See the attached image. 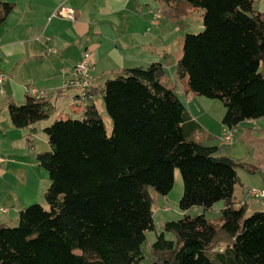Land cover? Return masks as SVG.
<instances>
[{"label":"trees","instance_id":"obj_1","mask_svg":"<svg viewBox=\"0 0 264 264\" xmlns=\"http://www.w3.org/2000/svg\"><path fill=\"white\" fill-rule=\"evenodd\" d=\"M164 9L183 1L203 10L204 30L184 38L178 75L188 92L219 99L230 128L264 118V12L254 0H158ZM14 4H0V25ZM160 62L108 79L102 89L113 121L109 134L95 104L82 118L57 117L45 128L51 150L37 154L49 172V209L32 204L17 224H0V264H141L147 231L155 228L151 190L168 195L175 171L183 178L181 210L150 245L153 264H264V211L248 215L237 200L239 170L257 167L211 146L197 135L186 105L166 82ZM55 106L28 95L9 105L11 121L24 128L50 118ZM207 138H211L208 135ZM172 232L175 240L166 238Z\"/></svg>","mask_w":264,"mask_h":264},{"label":"crops","instance_id":"obj_2","mask_svg":"<svg viewBox=\"0 0 264 264\" xmlns=\"http://www.w3.org/2000/svg\"><path fill=\"white\" fill-rule=\"evenodd\" d=\"M3 2L14 4V8L0 25V72L7 78L0 83L1 132L5 131L1 128V115L7 124L9 105L25 103L28 86L46 90V98L55 106V112L46 120L48 126L59 116L82 118L86 107L78 101L81 89L65 88L64 83L73 77L82 52L89 50L95 77L91 104L100 112L104 103L102 89L108 79L127 69L146 68L160 62L167 71L165 82L176 93L177 89L185 93L186 102L178 95L187 107L191 122L200 125L198 137L205 139L207 145L222 147L220 155L252 163L258 169L256 173L264 175V118L248 120L235 127L239 134L235 133L233 144L225 147L220 140L226 113L223 103L219 105L215 99L188 92L185 82L179 78L177 65L183 56L185 31H188L184 20L194 11L185 12V2H175L165 9L158 0H0V4ZM254 3L257 11L264 12V0H254ZM60 5L73 9L75 20L53 16ZM157 7L162 9L163 15L158 23H153ZM43 121L19 128L30 131L26 137L32 150L36 133L47 127L41 123ZM7 127L11 131L17 128L13 123ZM18 132L25 135L22 130ZM208 135L211 138H207ZM49 148L51 150L50 143ZM3 164L2 161L0 224H17L20 211L27 208L20 204L24 201L21 197L49 209L45 194L50 182L41 179L34 170L28 173L22 170L25 177L15 183L14 175ZM241 180L244 197L237 200L245 201L250 207V191L257 188L250 183V177ZM1 208L11 211L4 213Z\"/></svg>","mask_w":264,"mask_h":264},{"label":"rangeland","instance_id":"obj_3","mask_svg":"<svg viewBox=\"0 0 264 264\" xmlns=\"http://www.w3.org/2000/svg\"><path fill=\"white\" fill-rule=\"evenodd\" d=\"M184 25L188 26V31H185V35L187 33H199L204 30V22H203V10L198 8V10L192 11L188 17L184 20ZM187 32V33H186ZM169 73V72H168ZM170 75V73H169ZM116 77V76H115ZM177 89V94L184 98L186 102L185 93ZM216 103L222 105V102L219 99H215ZM101 114L105 120V124L107 127V131L109 134L112 133L113 129V121L109 114L106 111L105 104L103 103L101 107ZM7 124L4 123V116L1 115L2 119V127L5 131H0V158L3 160V165L8 170L9 173H12L15 178H13L15 183H19L22 178L25 177V173H22V170L27 173L31 170L37 172L41 179H46L47 182H50L49 172L40 165L37 154L41 152H45L50 150L49 148V140L48 135L44 131L42 127L37 135L34 138V150L28 147V138L26 134L30 132L28 129H19L14 128L16 131H11L8 129L7 125L12 126V122L10 119V115L7 109L6 112ZM45 119L41 122L44 126H48ZM18 130H22L25 132V135H20ZM239 129L236 133L238 135ZM30 138V137H29ZM226 147V146H225ZM244 170H239V174L241 178L250 177V183L252 186H255L257 189L264 188V175L261 173L250 174ZM261 172V171H260ZM252 188V187H251ZM152 196L155 200L154 205V222L155 228L147 231V242L145 243V259L141 264H153L152 256L150 254V245L157 240V236L160 232L164 231V224L169 220H177L182 218L185 214L190 216H197L199 214L205 213L206 217L212 222H218L221 218L220 208L222 206V202H218L213 210H205L202 206H194L189 210L183 211L179 207V202L184 193V184L181 172L179 169L175 171V183L172 191L168 195H161L155 190H151ZM236 195L237 198L240 199L244 197V193L240 186L236 187ZM24 201H21L20 204L28 207L32 204L36 203H28V201L21 197ZM249 204L250 207L248 209V215L252 214L255 211H261L264 206L260 200L253 196H249ZM38 203V202H37ZM7 206V205H6ZM9 208H1V211L4 213L9 212ZM11 211V210H10ZM166 238L175 240V235L172 232L165 231Z\"/></svg>","mask_w":264,"mask_h":264},{"label":"built area","instance_id":"obj_4","mask_svg":"<svg viewBox=\"0 0 264 264\" xmlns=\"http://www.w3.org/2000/svg\"><path fill=\"white\" fill-rule=\"evenodd\" d=\"M162 9L157 7L154 9V19L153 23H158L162 17ZM53 16L56 17H65L72 20H75V11L73 9L67 8L63 5H60ZM93 62H92V53L89 50H85L82 52L81 59L77 62L74 67V75L73 77L64 83L65 88H80L81 92L78 97V101L81 105L87 107L91 105L94 101V85H95V77L93 75ZM6 76L0 72V83H3L6 80ZM26 91L29 96L34 97L36 99H44L47 97L48 93L44 89H38L36 87L28 86L26 87ZM0 98V105H1ZM236 129L230 128L228 126H224L222 129V133L220 136L221 144L223 146H230L233 144L235 139ZM2 159L0 158V163ZM250 194L260 199L264 203V190L252 189Z\"/></svg>","mask_w":264,"mask_h":264}]
</instances>
